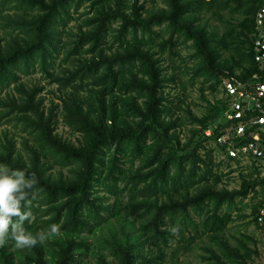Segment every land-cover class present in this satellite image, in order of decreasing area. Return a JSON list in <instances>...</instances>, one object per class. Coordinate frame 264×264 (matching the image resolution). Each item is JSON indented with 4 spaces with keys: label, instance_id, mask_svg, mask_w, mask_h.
<instances>
[{
    "label": "trees",
    "instance_id": "obj_1",
    "mask_svg": "<svg viewBox=\"0 0 264 264\" xmlns=\"http://www.w3.org/2000/svg\"><path fill=\"white\" fill-rule=\"evenodd\" d=\"M263 1L166 0L165 8L152 11L136 0H0V19L10 28L8 40L0 42V93L5 91L0 117L21 123L32 140L23 138L18 148L14 137L4 132L0 164L34 172L38 178L30 197L33 219L25 222L26 230L35 235L53 224L60 228L58 236L30 249H17L10 240L0 248V264H90L80 260L91 249L87 238L112 217L121 227L120 235L114 231L105 241L113 258L100 252L96 264L162 263L170 243H179L171 255L177 258L192 250L202 235L232 261L245 263V244L241 242L243 252L224 237L232 221L228 208L264 186V176L241 173L239 188L219 186L213 150L201 154L199 149L212 139L230 162L241 161L216 142L229 123L217 125L210 136L203 134L222 115L227 98L210 104L201 117L186 110L200 127L191 129L182 142L165 91L169 78L161 57L166 51L176 55L172 47L177 39L190 41L194 75L212 80L211 89L224 78L247 79L256 70L254 15ZM83 4L88 5L87 15L64 57L71 68L54 73L59 28ZM10 9L12 15L4 14ZM212 9L235 10L240 17L218 35L200 22L201 12ZM159 26L169 31L167 37L155 28ZM36 63L61 92L48 108L39 95L42 87L21 80V75L33 73ZM82 90L86 96L79 94ZM60 122L70 136L58 132ZM53 165L68 167L70 174L54 172ZM102 188L118 197L112 208L100 202ZM124 192L126 201L119 198ZM263 204L264 199L252 208L256 226ZM135 211L144 217L136 228L135 220H129ZM121 220L131 221V231H125ZM143 243L148 254L141 250ZM206 249V259L225 264L215 249Z\"/></svg>",
    "mask_w": 264,
    "mask_h": 264
},
{
    "label": "rangeland",
    "instance_id": "obj_2",
    "mask_svg": "<svg viewBox=\"0 0 264 264\" xmlns=\"http://www.w3.org/2000/svg\"><path fill=\"white\" fill-rule=\"evenodd\" d=\"M126 1L131 4L135 0ZM136 2L138 5L143 4L146 10L154 11L166 7V0H136ZM87 11V4L81 5L77 12L72 10V18L69 19L64 26L59 28V47L54 60V68L51 69L54 73H60L64 68H71L70 60L64 61V57L71 44V40L74 38V32L77 30L78 26L82 24L83 19L87 15L84 13ZM13 12L14 11L10 9L6 10L4 14L12 15ZM239 17L240 13L235 10L225 9L216 13V10L212 9L208 12H201L200 22L204 24L208 30H213L220 35L227 28H229L232 23H235ZM155 28L159 30L164 37L168 36L169 31H165L164 26ZM9 29L10 28H8L5 24L4 20L0 19L1 43L8 40L7 31ZM177 40V44L172 47V49L177 52L176 55H169L168 51H166L163 53L161 58L163 61L162 65L165 68V73L169 78L165 91L168 93L169 100L172 101L170 103V107L173 109V119H177L175 131L178 133L180 140L184 142L190 135L191 129L200 127L197 122L193 121L190 113L196 117H201L208 112L207 110L210 104H213L216 100L218 101L219 98L229 99V97L226 96L221 83L216 89H211L210 85L212 80L205 81L204 77L194 75L193 66L196 64V59L191 56L193 53L191 42H184L181 39ZM114 49L115 47L112 48V50ZM154 49H157V47L154 46ZM30 70H33V73L21 75L22 82H24L26 86L38 85L42 87L39 95L44 98V103L47 108L51 105V102H58V96L61 95L59 86L56 83L49 81L37 63L34 65L33 69ZM9 89L11 90V88ZM3 94H5V91L0 93V95ZM79 94L81 96H86L87 92L82 90ZM186 110H189L190 113H187ZM222 118L224 119L223 115L218 117L215 123L204 130L203 134L205 136H210L213 129L217 127L216 124L219 125L222 123ZM4 132H6L9 136L14 137L18 148H22L21 144L23 138L28 137L30 139L31 136L28 135L27 131L23 130L21 123L11 120L10 117H0V137H3ZM58 132L66 137L70 136L69 128L62 122H60L58 126ZM217 141L218 139L216 142ZM203 145L205 148L199 149L201 154H204L206 149L211 148L213 150V170L221 178L219 182L220 187L228 189L239 188L241 173L245 175L251 174V178L264 176V158L259 160L255 159L254 161L242 158L239 163L234 161L230 162L225 157V153L222 151L220 146L216 145L212 139L204 141ZM138 163L139 161L135 160V165ZM252 163L255 164L257 167L256 169L253 168ZM52 170L54 172L62 171L65 175L70 174L68 167L53 165ZM118 185H121V182H119ZM99 194L101 196L100 202L109 208H112L113 204H115L116 200H118V197L108 189L102 188ZM127 196L128 193L124 192L119 196V198L122 201H126ZM262 199H264V186H257L253 193L250 192L243 198L238 197L235 203L228 208V211L232 216V221L228 223L224 231V237L228 240L230 245L240 247L243 252L245 249L242 247L241 242L245 244L246 248L249 250V256H245V263L232 261L225 254H222L216 243L211 241L206 235H202L197 240L196 244H193L192 250L186 253L180 252L177 258H172L171 255L172 248H175L179 243H170V246L165 249V261L158 264H213L212 259H206L209 255L206 248L215 249L217 253L222 256L225 264H264V223H259L257 220L258 226H256V224L253 223L252 212L253 206L257 205ZM262 206H264V204ZM224 208L226 207H223V209ZM102 213L105 214V211H102ZM194 216L196 217V214H194ZM129 220H135L134 225L136 228L144 220V217L139 215V211H135L134 214L129 217ZM109 221L110 222L108 224H102L99 227L95 236H89V238H87L91 249L87 255L81 256L80 260H86V262L90 264H96L97 257L100 255V252L106 257V259L113 258L112 249L105 241L112 236L114 231L118 232L120 235L121 227L118 225V222L114 217L110 218ZM120 222H122L126 232L131 231L129 225L127 224L131 223V221L121 220ZM140 247L143 253L148 254V246L146 243L141 244Z\"/></svg>",
    "mask_w": 264,
    "mask_h": 264
},
{
    "label": "built area",
    "instance_id": "obj_3",
    "mask_svg": "<svg viewBox=\"0 0 264 264\" xmlns=\"http://www.w3.org/2000/svg\"><path fill=\"white\" fill-rule=\"evenodd\" d=\"M253 59L256 70L245 80L224 78L226 99L221 125L229 123L217 136L228 156L242 160L264 158V1L254 15ZM218 125V124H216ZM261 208L257 220L264 223Z\"/></svg>",
    "mask_w": 264,
    "mask_h": 264
},
{
    "label": "clouds",
    "instance_id": "obj_4",
    "mask_svg": "<svg viewBox=\"0 0 264 264\" xmlns=\"http://www.w3.org/2000/svg\"><path fill=\"white\" fill-rule=\"evenodd\" d=\"M38 183L34 172L28 174L24 169L0 164V248L11 240L17 249H30L45 243L49 236L60 234L56 224L51 225L47 232L35 235L24 226L26 221L33 219L30 197Z\"/></svg>",
    "mask_w": 264,
    "mask_h": 264
}]
</instances>
